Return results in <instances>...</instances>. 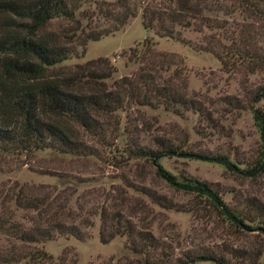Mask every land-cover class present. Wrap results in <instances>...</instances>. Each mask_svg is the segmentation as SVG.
<instances>
[{
	"label": "rangeland",
	"instance_id": "374dc122",
	"mask_svg": "<svg viewBox=\"0 0 264 264\" xmlns=\"http://www.w3.org/2000/svg\"><path fill=\"white\" fill-rule=\"evenodd\" d=\"M94 1H80L75 16L81 25L86 21L78 13L92 10ZM190 4L196 8L189 17L192 23L176 24L177 37H157L144 30L138 8L123 29L87 41L83 49L77 46L76 54L58 66L70 71L105 57L114 69L104 81L110 85L138 71L140 63L128 57L129 51L139 50L143 39L151 37L156 50L175 55L177 64L170 68L182 70L187 94L198 98L202 114L126 107L97 117L98 128L91 134L71 126L91 154L0 151V188L24 184L59 192L69 214L65 223L75 224L81 232V239L56 235L34 244L53 260L145 264L147 258L149 264H218L217 258H222L228 264H251L264 257V233L256 227L264 222V172L243 177L219 163L182 153L220 154L238 168L258 156L261 141L252 109L264 119V0H190ZM71 25L54 19L49 28ZM243 50L254 52L257 60L252 63L236 54ZM167 145L177 153L161 157L160 165L178 180L191 177L205 182L249 227H234L207 202L160 179L154 165L126 154L133 146L160 151ZM158 196L167 207L157 202ZM102 226L105 242L99 238ZM12 243L0 236V246Z\"/></svg>",
	"mask_w": 264,
	"mask_h": 264
},
{
	"label": "trees",
	"instance_id": "16d2710c",
	"mask_svg": "<svg viewBox=\"0 0 264 264\" xmlns=\"http://www.w3.org/2000/svg\"><path fill=\"white\" fill-rule=\"evenodd\" d=\"M80 1L0 0V151L49 149L66 155H88L92 153L91 148L76 137L71 126L91 134L98 128L97 117L126 107H162L176 113L188 109L203 113L198 98L187 94L182 70L179 66L170 68L177 64L175 55L156 50V41L151 37L143 39L139 50L129 51L128 57L140 63L138 71L110 85L104 81L111 78L114 69L105 57L87 60L70 71L58 66L76 54L77 46L83 49L87 41L123 29L136 16L138 8L144 30H151L157 37H177L174 26L191 25L189 17L195 15L196 8L190 0H168L166 5L147 4L143 0H95L92 10L78 13L85 19L84 25L75 16ZM54 19L72 25L50 29ZM242 53L236 54L252 63L257 60L252 51ZM252 113L261 144L258 156L246 167L238 168L220 154L182 153L219 163L243 177L263 173L264 119L259 110L252 109ZM175 153L177 148L170 145L160 151L140 146L126 150L128 158L148 161L155 166V174L160 179L176 190L207 202L234 227H249L205 182L191 177L178 180L158 162L161 157ZM60 197L59 192L46 191L43 186L23 184L0 188V236L8 243L14 242L9 247L0 246V264L64 262L63 259L53 260L50 254L34 246L56 235L83 238L75 224L65 223L69 214ZM155 199L167 207V202L160 201L159 196ZM105 227L99 230L102 242H105ZM256 227L264 233V222ZM128 234H132L130 229ZM217 263L228 264L222 258H217ZM145 264H149L147 258ZM251 264H264V257Z\"/></svg>",
	"mask_w": 264,
	"mask_h": 264
}]
</instances>
